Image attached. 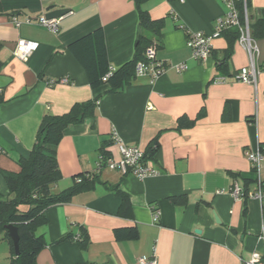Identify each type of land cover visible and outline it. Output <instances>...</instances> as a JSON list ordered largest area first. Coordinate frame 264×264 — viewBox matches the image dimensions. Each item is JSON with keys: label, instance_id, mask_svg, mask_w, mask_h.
Returning <instances> with one entry per match:
<instances>
[{"label": "crops", "instance_id": "0c3cea01", "mask_svg": "<svg viewBox=\"0 0 264 264\" xmlns=\"http://www.w3.org/2000/svg\"><path fill=\"white\" fill-rule=\"evenodd\" d=\"M141 8L165 19L155 42L165 71L156 80L133 77L110 93L108 84L90 86L69 45L102 29L110 65L128 63L139 31L135 0H0L1 200L9 198L7 178L20 171V157L30 156L44 115H63L75 103L101 98L96 115L69 126L55 147L62 176L55 193L72 187L81 173L95 174V185L46 210L48 223L37 232L46 246L37 264H139L153 255L158 264H245L253 253L264 255V202L250 197L258 185L247 156L264 147V38L255 39L257 83L246 84L237 74L251 59L233 34L236 27L213 39L206 60L187 45V31L216 33L227 12L224 0H148ZM263 9L264 0H250L253 18ZM40 17L60 19L59 32L41 26ZM20 40L39 43L27 61L14 54ZM182 117L195 125L178 129ZM114 132L143 151L159 137V150L148 158L159 174L141 181L99 171L103 153L120 158ZM236 185L243 200L231 194ZM117 187L129 198L124 207ZM177 197L187 203H175ZM126 227L137 228L138 238L117 240L115 229ZM11 261L0 235V264Z\"/></svg>", "mask_w": 264, "mask_h": 264}, {"label": "trees", "instance_id": "16d2710c", "mask_svg": "<svg viewBox=\"0 0 264 264\" xmlns=\"http://www.w3.org/2000/svg\"><path fill=\"white\" fill-rule=\"evenodd\" d=\"M139 17V31L133 59L120 68H113L108 59L105 35L102 29H97L69 45V51L85 70L89 84L93 89L109 85V92H120L131 83L139 62L147 64L146 51L155 47V42L162 36L165 19H153L148 11L141 8L148 0H135ZM250 0H248V10ZM241 21L245 22L243 3L238 4ZM251 35L254 39L264 38V9L257 18L249 15ZM226 29L222 32H228ZM187 33V32H186ZM150 34L151 37H148ZM239 39V31L233 33ZM2 45L0 43V50ZM3 62L0 60V69ZM61 82V81H58ZM55 83V82H54ZM53 83V84H54ZM101 98L75 103L69 112L55 116L45 114L36 136V142L28 158L20 157V171L7 178L10 195L8 199H0V235L12 250L11 264H37V256L46 246L45 239L38 235L39 228L48 223L45 212L52 206L68 203L78 193L94 187L97 176L81 173L73 178V186L59 193L54 192V186L61 180V171L55 147L58 146L64 131L71 125L82 124L86 119L94 117ZM0 96V103H2ZM196 120L182 117L178 129L191 128ZM160 148L159 137H156L145 151L146 158H153ZM260 151L264 153V147ZM107 159L109 155L103 153ZM121 195L123 207L128 204V196L114 189ZM245 194V193H244ZM246 196V194L244 195ZM180 205L187 203L185 197L173 198ZM13 225L19 234V251L17 256L14 244L9 236L7 226ZM117 240H134L139 236L135 227L117 228L114 231Z\"/></svg>", "mask_w": 264, "mask_h": 264}, {"label": "built area", "instance_id": "2783aa9c", "mask_svg": "<svg viewBox=\"0 0 264 264\" xmlns=\"http://www.w3.org/2000/svg\"><path fill=\"white\" fill-rule=\"evenodd\" d=\"M183 2V0H180ZM227 12L223 18L219 19L216 28V33L213 36H207L202 32H190L187 31V45L191 49L193 56L199 60H206L212 53V42L214 38L220 37L222 32L226 29L236 27L239 31V44L248 52L251 65L248 68H243L237 74V80L246 84L255 85L257 83L258 75L260 71L254 65V57L258 53V47L255 39L251 35L249 16H248V0H224ZM243 3L245 12V22L243 23L240 18V11L238 4ZM13 21L17 26L21 23L16 17H13ZM27 22H31L29 19ZM38 22L41 26L47 28L54 34H57L60 30V19H46L40 17ZM39 48V43L35 41L20 40L15 49V56L22 61H27ZM147 64L139 62L136 66V76H150L153 80H156L161 76L164 71V65L156 58V49L151 47L146 51ZM182 71L185 69V65H178L176 67ZM114 68H111L113 71ZM61 82H66V79H62ZM54 83V82H52ZM113 139L119 145L120 158L114 159L108 157H100L97 168L102 170L108 168L110 170L119 171L123 174H133L139 180L143 181L148 177L156 176L159 173L150 165L146 158L145 151L138 147H128L120 139L118 133L114 132ZM248 159L251 164V169L255 174L258 189L250 197L255 198L261 202H264V182L261 178V170L264 167V153L261 151L248 153ZM231 194L237 201L244 199V192L239 186H234ZM156 220H159V212H156ZM79 238H77L78 240ZM264 264V255L259 253H253L251 259L246 261L245 264ZM139 264H158L156 255L150 258H141Z\"/></svg>", "mask_w": 264, "mask_h": 264}, {"label": "water", "instance_id": "95a60500", "mask_svg": "<svg viewBox=\"0 0 264 264\" xmlns=\"http://www.w3.org/2000/svg\"><path fill=\"white\" fill-rule=\"evenodd\" d=\"M6 229L9 231V236L12 239L13 244H14L15 253L18 256L20 254V251H19V234H18V230L13 225L7 226Z\"/></svg>", "mask_w": 264, "mask_h": 264}]
</instances>
